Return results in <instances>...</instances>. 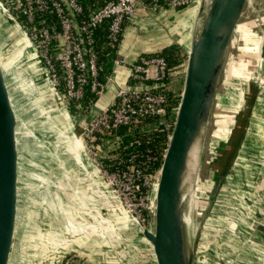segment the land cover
I'll return each mask as SVG.
<instances>
[{"label":"rangeland","instance_id":"374dc122","mask_svg":"<svg viewBox=\"0 0 264 264\" xmlns=\"http://www.w3.org/2000/svg\"><path fill=\"white\" fill-rule=\"evenodd\" d=\"M262 5V0H246L243 5L224 53L216 93L199 142L197 159L191 163L185 187V196L189 198L188 206L186 203L185 207V210L188 207L189 217L188 226H185V247L187 254L192 255V264H232L233 259L238 263L246 258L245 255L230 257V253L234 254L236 251L225 246L222 235L225 231L224 221H220L223 224L221 228H215L218 229L216 234L222 236L219 237L220 247L214 244L212 237L215 233L208 220L216 217L211 214L210 208L217 193L212 199L209 198L215 178L210 170L217 151L213 148L211 131L219 119L223 118L219 116L222 113L217 112V109H225L229 105V102H221V99L218 103L215 101L223 97L222 95H226L228 100V96L238 92L241 85H235V81L246 76V69H243L246 58L242 55L241 31L250 27H242L241 22L253 20V30H257L256 18L264 12ZM146 9L151 10L149 5L139 7L138 10ZM193 24L194 19L188 42L181 43L177 39L171 42L179 46L177 55L180 62L166 71L162 82L163 89L173 91L175 95H179L182 89ZM0 28V57L3 67L6 68L9 94L17 118V216L9 264H98V255L94 251L102 244L114 247L112 241L116 239L118 251L112 254L117 256V264H155L154 259H150V249L142 235L143 229H152L153 193H149L144 219L137 222L107 184L109 193L127 216L126 228L120 229L116 238L117 229H114L110 211L95 184V178H100L96 159L80 137L81 131L77 132V123H83L85 114L77 116L78 114L73 115L71 112L66 113V108L62 106L52 84L47 80L43 66L38 63L35 52L30 46L25 47L18 42L22 41L21 37L24 38L21 30L1 10ZM227 79H233V83L229 80L227 82ZM72 106L71 102L67 109ZM59 112L68 115V123H64ZM71 131L80 138L83 145L79 160L64 138ZM223 215L225 216L224 213ZM56 225L58 232L54 228ZM62 231L64 235L58 237L56 232ZM80 233L95 237L85 245L79 239L74 241V236L81 235ZM27 246L37 248V251L41 248L40 255L47 262L45 258L40 262L28 259ZM64 247H68V251L63 256L59 250ZM53 254L55 259L51 257ZM122 257H128V260L122 263Z\"/></svg>","mask_w":264,"mask_h":264},{"label":"built area","instance_id":"2783aa9c","mask_svg":"<svg viewBox=\"0 0 264 264\" xmlns=\"http://www.w3.org/2000/svg\"><path fill=\"white\" fill-rule=\"evenodd\" d=\"M190 1L163 0V4L178 8ZM144 4L151 10L160 6L157 0H104L85 12L79 0H0V10L21 30L62 106L67 109L75 102L76 115L85 114L87 125L79 135L96 159L100 176L137 222L144 219L164 151L155 168L159 158L149 147L127 150L141 141L122 145L120 135L113 133L120 127L131 132L142 120L157 119L167 143L177 105L167 108V95L159 88L166 62L160 55L142 56L131 67L133 82L118 88L111 102L96 107V100H89L83 107L81 101L87 91L100 96L111 80L110 75L105 82L100 80L94 30L106 23V37L117 44L125 23ZM121 62L116 58L113 65Z\"/></svg>","mask_w":264,"mask_h":264},{"label":"crops","instance_id":"0c3cea01","mask_svg":"<svg viewBox=\"0 0 264 264\" xmlns=\"http://www.w3.org/2000/svg\"><path fill=\"white\" fill-rule=\"evenodd\" d=\"M197 8L198 0H191L190 3L179 8L159 7L154 11L138 10L124 25L116 50V58L122 62L113 65L111 80L98 97L96 107L111 102L116 90L129 84L131 67L140 57L159 52L175 39L181 43L188 42ZM256 19H258L257 30H253V20L241 22L242 27H250L241 31L242 55L246 58L243 69H246V76L236 79L235 85H241L238 92L231 97L228 96V100L225 98L226 95H222L223 97L215 101L218 103L221 99V102L227 104L229 102V105L225 109H217V112L222 113L219 116L223 118L219 119L211 131L217 157L210 172L215 178L221 171L224 172V176L210 208L211 214L216 217L208 222L212 226L211 229L214 231L212 232L215 233L212 237L217 247H220L219 237L222 236L216 234L218 229L215 228H221L223 224H220V221H224L225 231L221 234L225 238V246L231 251H236L234 254L230 253V257L246 256L238 263L234 262V259L231 260L232 264H264V12ZM20 40L22 41L18 42L25 46L23 39ZM232 80H229L231 84ZM145 84L149 85L150 82ZM69 112L70 110L66 109V113ZM66 113L59 112L64 123H68ZM82 121L83 123L81 121L80 124L79 121L77 123V132L82 131L87 125L86 117ZM70 134L74 135V132L71 131ZM71 142L74 147H70L76 153L75 147H78L80 142L73 139ZM76 157L78 160L81 158L77 153ZM95 184L110 211L114 229H117V238L120 229L126 228L127 216L99 177L95 178ZM54 228L59 231L57 225ZM57 232L58 237L64 235L63 231ZM80 234L72 238L74 241L79 239L85 242V245L95 237ZM117 243V239L113 240L114 247L102 244L94 251L98 255V264H117V256L112 254L118 251ZM146 244L150 249L152 260L154 258L150 243L146 241ZM26 249L28 259L40 262L45 258L40 255L41 248L37 251V248L32 249L31 246H27ZM67 249L68 247H64L59 251L64 256ZM51 257L55 259V254ZM126 260L128 257H122L120 262L124 263ZM45 261L47 262L46 258Z\"/></svg>","mask_w":264,"mask_h":264},{"label":"water","instance_id":"95a60500","mask_svg":"<svg viewBox=\"0 0 264 264\" xmlns=\"http://www.w3.org/2000/svg\"><path fill=\"white\" fill-rule=\"evenodd\" d=\"M245 1L198 2L182 89L153 188L152 229L142 230L155 264H192V255L186 252L182 220L185 187L191 163L197 159L224 53ZM5 73L0 57V264H9L11 259L18 179L17 118ZM223 176L221 171L214 179L210 199L217 193Z\"/></svg>","mask_w":264,"mask_h":264},{"label":"trees","instance_id":"16d2710c","mask_svg":"<svg viewBox=\"0 0 264 264\" xmlns=\"http://www.w3.org/2000/svg\"><path fill=\"white\" fill-rule=\"evenodd\" d=\"M83 10L89 12L95 6H99L104 3V0H79ZM159 7H166L163 3V0H157ZM183 7V6H182ZM168 8V7H166ZM179 8V7H178ZM106 23H103L100 27L94 30V39H95V49L97 52V61L100 66V80L105 82L107 76L111 74L113 68V60L116 59V50L118 48L120 38L117 44H112L106 37ZM179 46L177 43H170L167 46L163 47L159 52L152 55H160L164 58L166 62V71L169 68L174 67L180 62V59L177 55ZM151 55V54H150ZM164 80V78H163ZM162 80V81H163ZM161 81L160 87L161 90L167 95L168 107L176 106L179 100V95H175L173 91L164 90V84ZM132 80H129V83H132ZM97 95L87 91L85 98L81 101L83 107H86L89 103V100L95 101ZM73 106L69 109L71 114H77V109L75 107V102H72ZM161 125L157 119L147 118L142 120L137 124V127L131 132H127L125 127L118 128L113 134L120 135V141L122 145H128L132 140L139 139L141 141L139 146H129L127 150L131 149H141L149 147L151 152L156 154L159 158L158 163H156L155 168L159 165L162 153L166 147V139L164 137L163 131L160 129ZM125 151V150H124ZM124 151H121L122 154Z\"/></svg>","mask_w":264,"mask_h":264},{"label":"bare ground","instance_id":"6f19581e","mask_svg":"<svg viewBox=\"0 0 264 264\" xmlns=\"http://www.w3.org/2000/svg\"><path fill=\"white\" fill-rule=\"evenodd\" d=\"M21 38L23 39V41L25 43V46L28 47V44H27L26 40L23 37H21ZM49 90H51V89H49ZM64 138L67 140L68 145L71 146L72 148L74 147V144L71 142L72 139L75 140V141H79L80 142V145L78 147H75V151L81 157L83 145L81 143L80 138L77 135H75V134L74 135L73 134L66 135V136H64ZM188 201H189V198H187L185 196V202L187 203V206H188ZM182 220H183L184 226H188V223H189L188 207L186 208L185 213L182 216Z\"/></svg>","mask_w":264,"mask_h":264}]
</instances>
